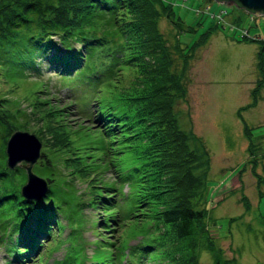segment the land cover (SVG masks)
Masks as SVG:
<instances>
[{
    "label": "trees",
    "instance_id": "1",
    "mask_svg": "<svg viewBox=\"0 0 264 264\" xmlns=\"http://www.w3.org/2000/svg\"><path fill=\"white\" fill-rule=\"evenodd\" d=\"M161 20L180 30L163 0H0V57L16 62L38 58L53 74L73 80L70 88L89 93L80 94L87 102L81 110L87 111L88 120L73 128L47 99L35 105L36 138L41 142L37 163L47 164L50 158L61 163L68 178L85 179L88 205L100 214L98 234L118 230L110 248L119 249L122 258L138 254V263L149 256V264H201L200 254L207 253L212 264H236L223 259L208 230L206 148L179 128L174 112L176 102L185 97L188 63L212 32L203 33L183 52L177 41L168 44L159 30ZM258 42V79L238 117L256 106L264 89V42ZM5 102L0 98V204L14 200L19 207L15 217L23 222L15 225L16 235L9 239L15 255L9 263L44 264V253L60 230L52 185L56 165L47 169V191L40 200L27 202L12 188L11 176L23 170L6 167L5 144L19 126L2 107ZM91 133L102 142L95 144ZM251 135L242 123L248 160L237 177L247 165L262 197L264 180L256 168L264 151ZM34 170L41 177V168ZM104 170L115 174L112 185L101 181ZM239 201L248 214V200L242 195ZM258 223L264 229V215ZM133 239L139 241L126 250L121 243ZM59 264H66L65 258Z\"/></svg>",
    "mask_w": 264,
    "mask_h": 264
},
{
    "label": "rangeland",
    "instance_id": "2",
    "mask_svg": "<svg viewBox=\"0 0 264 264\" xmlns=\"http://www.w3.org/2000/svg\"><path fill=\"white\" fill-rule=\"evenodd\" d=\"M163 1L171 6L174 20L180 26L179 31L172 30L165 21H160L159 30L169 45L177 41L179 48L187 52L203 33L212 32L188 63L185 97L174 106L179 128L201 140L209 156L204 197L208 230L217 239L224 260H234L236 264H264V229L258 223L264 215V196H257L255 178L247 165L237 177V171L248 160L242 123L251 129V136L264 151V89L260 91L255 107L241 112L240 117L236 114L238 109L250 103L249 93L258 79L256 54L258 41L264 42V14L247 13L232 4L228 6L214 0ZM241 36L257 41L242 40ZM14 63L23 64L18 67ZM262 66L264 68V64ZM44 67L45 63L38 58L16 62L14 58L0 57V98L6 100L2 107L14 116L15 126H19L15 131L26 132L35 138L34 116L39 114L36 104L49 101L52 107L63 111L72 128L88 120L87 111L81 110L87 102L80 94L89 93H82L79 87L70 88L73 80L58 77ZM91 134L95 144L102 142ZM103 140L110 141L109 138ZM37 162L31 172L42 180H45L49 166L56 165L52 185L60 223L57 236L44 253V264H59L63 258L66 264H149V256H142L145 260L138 263V254L134 259L122 258L119 249L110 248V241L115 242L118 238V230L98 234L100 226H96V222L100 214L88 205L84 178H68L61 163L50 158L47 164ZM258 162L256 173L264 180V159H258ZM39 167L41 177L34 170ZM103 173L101 181L104 178L106 185H112L115 174L106 170ZM25 181L23 170L11 176L10 184L20 195ZM122 192H126L125 187ZM242 195L250 203L251 210L246 215L239 201ZM18 208L14 200L0 204V264H10L15 256L8 242L16 235L15 225L23 223L15 217ZM242 214V218L229 223L230 218ZM124 235L128 237L127 230ZM138 241L133 239L121 244L127 250ZM200 263L212 264V260L207 253H201ZM11 264L21 263L12 261ZM22 264L34 263L24 260Z\"/></svg>",
    "mask_w": 264,
    "mask_h": 264
},
{
    "label": "water",
    "instance_id": "3",
    "mask_svg": "<svg viewBox=\"0 0 264 264\" xmlns=\"http://www.w3.org/2000/svg\"><path fill=\"white\" fill-rule=\"evenodd\" d=\"M216 3L234 5L247 13L264 14V0H214ZM201 2V0H200ZM40 143L26 132L15 131L6 141V167L9 170L21 167L26 175L25 184L20 189V196L27 202L38 201L46 191V182L32 174L31 169L39 159Z\"/></svg>",
    "mask_w": 264,
    "mask_h": 264
},
{
    "label": "built area",
    "instance_id": "4",
    "mask_svg": "<svg viewBox=\"0 0 264 264\" xmlns=\"http://www.w3.org/2000/svg\"><path fill=\"white\" fill-rule=\"evenodd\" d=\"M245 37V36H244Z\"/></svg>",
    "mask_w": 264,
    "mask_h": 264
}]
</instances>
